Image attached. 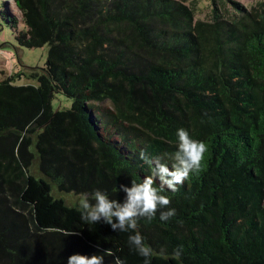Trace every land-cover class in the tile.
Wrapping results in <instances>:
<instances>
[{"label": "trees", "instance_id": "trees-1", "mask_svg": "<svg viewBox=\"0 0 264 264\" xmlns=\"http://www.w3.org/2000/svg\"><path fill=\"white\" fill-rule=\"evenodd\" d=\"M13 2L18 45L48 52L30 73L37 85L0 82V264H66L106 249L145 264L132 232L85 224L28 173L31 136L59 191L121 201L120 185L150 174L141 151L171 165L179 128L207 152L198 173L164 193L168 206L138 220L147 264H264V1H231L229 15L211 0L206 21L185 0ZM55 95L70 108L54 110Z\"/></svg>", "mask_w": 264, "mask_h": 264}, {"label": "clouds", "instance_id": "clouds-1", "mask_svg": "<svg viewBox=\"0 0 264 264\" xmlns=\"http://www.w3.org/2000/svg\"><path fill=\"white\" fill-rule=\"evenodd\" d=\"M176 151L169 157L171 165L165 162L163 157H151L141 151L140 159L149 166L150 174L143 177L139 182H131L130 186L120 185L123 199L117 201L101 191L82 193L78 199L77 207L80 211L81 220L85 224L96 225L102 222L108 225L113 232H132L128 236V243L138 255L147 258L152 255V249L144 243V238L137 231V223L140 218L149 221L155 218L158 209H164L170 204V199L164 193H175L178 186L182 185L191 174L198 173L207 145L200 140L193 139L188 130L177 129ZM94 201V202H92ZM174 208L161 211L159 220L168 221L175 216ZM72 233H67L70 235ZM179 256V251L176 252ZM112 257V264H125L124 260L113 252L106 249L102 255L84 256L79 254L67 258L66 264H104V257Z\"/></svg>", "mask_w": 264, "mask_h": 264}, {"label": "rangeland", "instance_id": "rangeland-1", "mask_svg": "<svg viewBox=\"0 0 264 264\" xmlns=\"http://www.w3.org/2000/svg\"><path fill=\"white\" fill-rule=\"evenodd\" d=\"M193 7L195 11V19L206 21L211 14V0H185ZM220 0H215L218 5ZM230 1V2H229ZM231 1H235L245 8H250L261 0H224L221 3L224 9L230 15ZM264 1V0H262ZM3 13V14H2ZM16 20V25L14 20ZM0 82L8 78L11 83L16 86L37 85V82L30 78V73L36 68H43L47 58L48 47L25 48L18 45L16 34L24 28L21 20V14L14 5L13 0H0ZM71 100L62 95H55L52 100L54 110H62L70 108ZM109 105L107 102L100 104V107L106 108ZM33 142L30 146V151L33 153V159L29 165L28 173L36 179L42 178L51 186V195L56 199H62L69 207L77 208L79 194L73 192H61L58 190L55 183L45 178L40 172V159L35 149V137H32Z\"/></svg>", "mask_w": 264, "mask_h": 264}, {"label": "water", "instance_id": "water-1", "mask_svg": "<svg viewBox=\"0 0 264 264\" xmlns=\"http://www.w3.org/2000/svg\"><path fill=\"white\" fill-rule=\"evenodd\" d=\"M2 30V27H1V25H0V31Z\"/></svg>", "mask_w": 264, "mask_h": 264}, {"label": "flooded vegetation", "instance_id": "flooded-vegetation-1", "mask_svg": "<svg viewBox=\"0 0 264 264\" xmlns=\"http://www.w3.org/2000/svg\"><path fill=\"white\" fill-rule=\"evenodd\" d=\"M3 14V13H2Z\"/></svg>", "mask_w": 264, "mask_h": 264}]
</instances>
